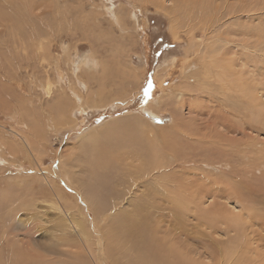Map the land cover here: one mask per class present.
<instances>
[{"label":"rangeland","instance_id":"rangeland-1","mask_svg":"<svg viewBox=\"0 0 264 264\" xmlns=\"http://www.w3.org/2000/svg\"><path fill=\"white\" fill-rule=\"evenodd\" d=\"M0 145V264H72L60 209L105 238L131 201L159 222L176 200L194 258L264 264V0H0Z\"/></svg>","mask_w":264,"mask_h":264},{"label":"bare ground","instance_id":"bare-ground-1","mask_svg":"<svg viewBox=\"0 0 264 264\" xmlns=\"http://www.w3.org/2000/svg\"><path fill=\"white\" fill-rule=\"evenodd\" d=\"M11 47H12V45H11ZM10 49H11L10 51L14 52L13 47ZM222 50H223V48H222ZM206 58H207V56H206ZM206 58H205V60H207ZM217 58H220V57L217 55ZM220 59H222V58H220ZM220 59L214 60L213 66H214V68H216V71H215L216 74L215 75L219 76L217 79V82H220V84L222 85V88H226L225 85H228V84H226V82L224 80L228 79V78L225 79V77L230 75L232 68L231 69L226 68L227 66H225V68L219 67L221 65V64L219 65V63H218ZM210 62L211 61L207 60V63H208L207 65L205 63H203V68H205L206 70H207V68H210L211 67V66L209 67ZM82 64L83 65H81V66L86 67L87 69L90 70V72H92L90 74V76L93 75V72L96 73L99 69L98 63L96 62L95 59L87 58L86 60L82 61ZM206 70H205V72H206ZM207 74H209V73H207ZM232 74H234V73H232ZM92 78H94V77H92ZM234 86L235 85H233V87ZM237 87L239 88V86H237ZM242 87H243V84H241L240 88L242 90H244L246 88V87H243V88ZM255 90L256 89H253L252 91H255ZM246 92L248 93L247 90H246ZM80 95L82 96V94H80ZM80 95H78V94L74 95L75 98H77L76 100H74L75 108L79 107L83 110L86 109L87 106L89 108H91V106H89V102H87L88 103L87 104L86 101L83 100V98H81ZM252 95H254V94H252ZM252 98H254V97H252ZM199 100H201V99H199ZM21 138H23V137L21 136ZM24 143H25L24 146H26L25 150H26L27 154H29L30 156L33 155L31 152V150H32L31 149V143L27 137H25ZM6 147H7L6 145H4V148L1 147L3 149V150L2 149L0 150V156L1 157H3L2 154L5 155ZM12 152L13 153L18 152V150L13 149ZM67 177H69V176H67ZM114 178H116V175ZM66 179L68 180V178H66ZM115 182L118 185H121L122 187H124L126 185L125 179H123V178L121 179V178L117 177ZM70 183H71V181H70ZM110 190H112V189H110ZM58 191L60 192L59 189H58ZM126 191H124L123 189H120V188H117L116 191L112 190L111 194L118 202L115 205L121 207V205L125 201L129 202V200L127 199V196L129 195V193H128L129 191L128 192H126ZM135 192L136 191H134L132 194L134 195ZM173 198H175V197H173ZM105 201H107V200H105ZM132 202L133 201H131V203L129 202L130 203L129 205L131 206L132 210H125V209L121 210V208H120L119 212H116V213L114 212L112 215H110V217L112 219L110 221H112V223H111V227L110 228L108 227L109 231L107 230L108 232L106 233V236L104 235L105 238H103V235L101 237H98V238L94 237L91 233H90L91 234V236H90L88 233L93 232V230L92 231L91 230L85 231L83 229V227L80 226L75 221V219H73L70 216V214L68 213L67 210H65V209L61 210L60 206H59L58 207L60 209L59 211H61L64 214L63 217L66 219V220L63 219V220H65V221H63V222H65V224L59 225V227L62 229L64 227L71 228L74 230V232L77 236L75 239H67L64 241V246H66L68 248V250H66V251L59 250L58 256H63V257L67 256L68 258L71 257L73 260L72 264H86L85 261L83 260V254L79 253V250H82V251H86L85 257L88 260L89 264H110V263L111 264H121V260H125L126 264L133 263V261H135V260L137 261L138 264H207L205 262V260H202L201 258L200 259L194 258V255H196V254H199L200 256H203V257L206 255L209 256L207 251H206V253H197L196 249H194L195 246L193 247V245L189 244L190 236L186 234L187 231L184 230L185 228H183L184 226H182L183 223L181 225L182 226L181 229L177 228V225L180 224V220H181V219L179 220L180 213L181 212H184L182 214L189 213V212H187L188 211L187 209L185 212L184 204H181V203L178 204L177 200L173 201L172 202L173 208L171 210H169V216L168 217L165 216L159 208V210L161 211L159 213V216H161L164 219L166 218V219L160 220L158 222L157 220L154 219L155 216H154L153 212L151 213L150 210H146L145 213L143 214L142 208H140L139 206H137L135 203H132ZM179 202H180V200H179ZM154 207L156 208L157 206H154ZM242 211H243V209H242ZM247 213L249 214V212H247ZM29 216L31 218L35 219V221H37V219H38V215H36L34 213H30ZM240 216H241V214H240ZM161 217H160V219H161ZM33 219H31V220H33ZM226 220L228 221V218ZM164 221H165V223H164ZM63 222H61V223H63ZM235 224L236 225L238 224V226L242 225L241 227H243V228L245 226H247L246 222L241 224V223H238L236 221V223H234V226H236ZM179 227H180V225H179ZM201 228H202V226H201ZM103 234H105V233H103ZM51 242H55V241H51ZM110 243L113 247L110 245ZM185 243H186V246H184ZM247 243L248 242H246V244ZM18 244L20 246H23L24 249H26L28 251L27 253L30 254V256H32V257H33V255L34 256L37 255L41 258H45V257L48 258L51 255L53 256L51 251L48 250V247H47L48 244L46 245L47 249H44V248L41 249L42 247L37 243V241H34V243H32V244L29 242H26V241L25 242H19ZM50 244H52V243H50ZM204 244L206 245V243H204ZM196 246H198V245H196ZM8 247H13V241L12 240H8L3 244V249L9 250ZM44 247H45V245H44ZM35 248L41 249L43 253L41 254V253L36 252ZM49 249H50V246H49ZM109 249H111V250H109ZM210 251H209V253H211ZM212 253L214 254L216 252H212ZM217 253L220 254L219 251H217ZM215 255H217V254H215ZM39 257H38V259H39ZM217 257H220V259H219V261H216V264H225V261L227 262V260H225L226 255L224 254V252L221 251V255H219ZM71 258H70V260H71ZM38 259H36L35 261H37ZM11 260H12V258H11ZM5 261L7 262L9 260H5ZM10 263L11 262H9L8 264H10ZM17 263H18V261H17ZM69 263H70V261H69ZM259 263L261 264V262H259ZM248 264H250V263H248Z\"/></svg>","mask_w":264,"mask_h":264},{"label":"snow or ice","instance_id":"snow-or-ice-1","mask_svg":"<svg viewBox=\"0 0 264 264\" xmlns=\"http://www.w3.org/2000/svg\"><path fill=\"white\" fill-rule=\"evenodd\" d=\"M151 88V85L149 86V89Z\"/></svg>","mask_w":264,"mask_h":264}]
</instances>
